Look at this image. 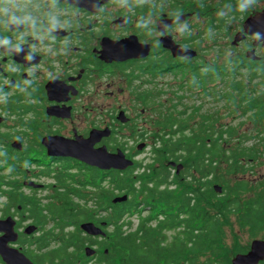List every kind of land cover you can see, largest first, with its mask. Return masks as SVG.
I'll return each mask as SVG.
<instances>
[{
    "label": "flooded vegetation",
    "instance_id": "1",
    "mask_svg": "<svg viewBox=\"0 0 264 264\" xmlns=\"http://www.w3.org/2000/svg\"><path fill=\"white\" fill-rule=\"evenodd\" d=\"M250 18L261 22L260 33L233 44ZM230 25L236 60L264 65V0H0V221L12 219L17 234L9 248L33 264H101L103 246L95 241L104 235L84 232L83 224L97 222L81 221L77 212L107 214L112 171L136 193L147 167L148 179L158 173L154 158L146 167L139 160L148 145L134 140L130 147L124 131L133 128L134 138L171 131L156 125L161 93L176 103L183 100L176 92L190 89L194 68H221L202 59V48L211 32L230 35ZM127 46L138 57L124 59ZM185 51L195 55L185 57ZM251 51L255 60L247 57ZM166 77L173 82L158 84ZM153 89L159 93L152 95ZM105 130L109 136L94 149L121 150L132 167L103 170L64 154ZM171 163L174 180L184 170L178 173L182 164ZM133 200L138 211L144 208L142 195ZM88 248L95 254L87 256ZM0 264H6L1 255Z\"/></svg>",
    "mask_w": 264,
    "mask_h": 264
},
{
    "label": "trees",
    "instance_id": "2",
    "mask_svg": "<svg viewBox=\"0 0 264 264\" xmlns=\"http://www.w3.org/2000/svg\"><path fill=\"white\" fill-rule=\"evenodd\" d=\"M259 64L243 58L230 60L221 68L208 67L207 72L194 68L189 90L192 95L212 94L226 100L229 106H235L230 115L241 110L242 115L261 124L259 135H263L264 65ZM218 82L221 85L212 87ZM181 101L168 114L161 110L160 120L156 121L157 126L171 129L158 134L155 141L158 173L148 179L147 167L138 178L142 180V189L136 193L127 190L121 172L112 171V190L106 196L110 198L107 214L102 217L99 212L92 214L83 209L76 214L81 221L96 220L99 227L106 223L101 226L106 236L95 241L103 246L101 264H198L199 256L205 254L221 256L224 264H231L223 244L224 227L231 216L237 215L239 225L253 234L264 232V178L254 185L247 175L254 174V164H258L264 151L255 145L248 146L252 137L238 136L236 126L221 123L217 114H203L201 121L189 126L199 109L194 107L188 117L187 104H182L185 110L178 109ZM261 143L264 145V138ZM169 162L185 165L184 172L174 180L168 170ZM223 169L224 174L219 172ZM238 174L243 178L229 179ZM215 184L222 187L221 193L215 190ZM172 185L176 188H171ZM124 193L131 194L133 199L142 195L144 208L138 211L133 199L120 204L111 202ZM95 205L100 207L98 201ZM147 207L150 209L144 215ZM134 216L138 219L136 227ZM73 237L77 239L76 235ZM63 250L55 256H62ZM212 263L211 259L207 261Z\"/></svg>",
    "mask_w": 264,
    "mask_h": 264
},
{
    "label": "rangeland",
    "instance_id": "3",
    "mask_svg": "<svg viewBox=\"0 0 264 264\" xmlns=\"http://www.w3.org/2000/svg\"><path fill=\"white\" fill-rule=\"evenodd\" d=\"M203 22V21H202ZM230 35L228 31L223 30L221 35H217L214 32L209 33V35L206 37L207 40V48L203 47L202 49L207 51V52H202L203 58L208 61V64L210 65V63L214 62L215 64H217L218 66L223 67L224 65H226V62L230 61V60H236V59H240V57H238V52H234L233 49L229 46L232 40V38L234 37V30L232 29V25H230ZM234 28V25H233ZM232 34V35H231ZM220 81V80H218ZM173 82L171 77H166L164 78V80L160 81L158 84H165V83H171ZM214 85H221L220 82H218L217 84H213L212 87ZM159 90L160 89H165L164 87H162V85H159ZM178 87V85L175 87V89ZM172 90V92L175 91ZM166 90V89H165ZM168 92V91H167ZM196 92V91H195ZM159 93L158 91H152V95ZM169 93V92H168ZM177 97L180 96L183 98V100L179 103V110H185V107H182V104H187L189 107L188 110V117L190 115H192V113L194 112V107L196 109H199V111L197 113H195L194 115V119L190 122L191 126L192 124L201 121V116L203 114H209V113H213V114H217L220 118H221V123H228V125H233L236 126L237 130H238V136H243L245 138L244 135H250L252 137V139L247 142L248 146H252L255 145L257 147H259L260 150L264 151V145L261 143V139L264 138V134L263 135H259V130L262 128L258 123H254L250 117H248V115H242V111L238 110L236 114L234 115H230V111L234 110L235 106H229L228 103L226 102V100L224 99H217V97H214L212 94L210 96H202L199 93H194V95H192V91L190 90H186V89H182V90H178L176 92ZM203 94V93H202ZM169 95H163L161 93V96L159 98L160 105H162V109L164 111L165 114H168V112L175 110L174 106L176 103H172L173 104H168L167 102H165L166 98H168ZM159 105V106H160ZM115 107H117V104L114 105ZM128 106V105H126ZM136 108H138V111H136V113L140 114V108H142L141 106H139V104L135 105ZM132 107V106H131ZM144 107L147 109L148 106L144 105ZM158 109V107H157ZM154 112V111H153ZM158 114V113H157ZM155 116H158L155 114ZM140 123V122H139ZM177 129V127H176ZM136 131V130H135ZM125 132V136L128 137V144L130 147H133V141L134 140H139L138 142H145L148 147L147 149L144 151V153H142L139 156V160L142 163L143 167L149 166L151 164H153V158L156 159L158 156H156V150H154V145H155V141L157 140V135L159 133H157L156 131L153 132V134L146 136V137H137L134 138L133 135V128H129L127 131ZM119 134V133H118ZM124 135L119 134L120 139L123 138ZM237 136V137H238ZM167 164V162L165 163V165ZM182 170H185V165H183ZM254 174H247L248 178L250 179V181L252 183H254V185L257 184V182L259 181V179H263L264 178V154L261 156V159L258 161V164H254ZM220 173H225V170L223 169L222 171H219ZM139 174L143 173V169H141L139 172ZM242 175L238 174V177H236L235 179L233 177H229V179H233V180H237V179H242ZM215 185H219V184H215ZM118 194V193H117ZM5 201L4 199H1V204L2 202ZM144 215H147V212L144 213ZM133 224L136 225L138 224V219L136 216H134V218L132 219ZM225 230V239L223 240V244L226 247L227 251H228V255L230 257V261L236 257L238 254H243L241 251H249L251 248V244L253 241L255 240H264V232H260L257 234H253L250 232V230L246 227H242L241 225H239L238 221H237V215H233L230 217V219L228 220V223L225 225L224 227ZM172 232L169 233L170 236H172ZM211 259L213 261L212 264H224V259L221 256H211L210 254H205L203 256H199L198 258V264H207V261ZM92 264H97V262H93Z\"/></svg>",
    "mask_w": 264,
    "mask_h": 264
},
{
    "label": "water",
    "instance_id": "4",
    "mask_svg": "<svg viewBox=\"0 0 264 264\" xmlns=\"http://www.w3.org/2000/svg\"><path fill=\"white\" fill-rule=\"evenodd\" d=\"M262 24L260 21H255V19H248L245 23V33L246 34H238L233 44L241 41L245 38L246 35H255L259 34L261 31ZM129 47V48H128ZM132 48V49H131ZM135 47L127 46V48L123 50L125 58L131 59L138 57L135 54ZM126 50V51H125ZM115 52V47L111 50V53ZM189 54H184L185 57L191 58L195 55V52L185 51ZM119 54V52H117ZM192 54V55H190ZM247 57L251 60H255V53L253 51L247 54ZM110 131H95L92 133L90 140L86 143V147L81 144L75 145L74 149H68L64 151L66 155H74L80 160L87 162L88 164L98 167L103 170H118L125 171L129 167L134 165V162L128 159L125 153L119 150L117 153H109L108 150L103 147L101 149H94L96 143H98L103 137L109 136ZM144 145L139 146V150H142ZM66 149V148H64ZM63 150V149H62ZM175 165V163H171ZM183 168L182 165L178 166V173ZM215 190L218 193L222 192V187L220 185H215ZM128 195H120L116 196L113 199V204H120L128 201ZM102 226H106V223H103ZM82 229L88 235L91 236H101L106 235L103 229L94 223H85L82 225ZM0 232H5L3 237H0V255L6 264H33L25 255L20 253L18 250H14L8 247V243L10 241H15L17 239V234L14 232V221L12 219H7L5 221H0ZM26 233H32V230H27ZM95 254V250L92 248L87 249V256H92ZM261 261H264V240H255L251 244V249L249 252L244 254H238L231 261V264H259Z\"/></svg>",
    "mask_w": 264,
    "mask_h": 264
}]
</instances>
